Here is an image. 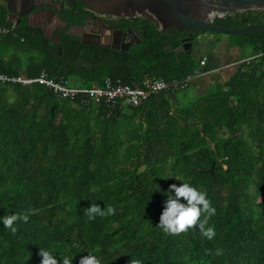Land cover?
<instances>
[{"label": "trees", "instance_id": "trees-1", "mask_svg": "<svg viewBox=\"0 0 264 264\" xmlns=\"http://www.w3.org/2000/svg\"><path fill=\"white\" fill-rule=\"evenodd\" d=\"M262 23L264 9L220 20ZM23 35L32 39L22 30L0 40V73L36 78L44 71L90 88L107 77L135 86L146 76L170 81L202 70L150 23L129 51L64 34L60 54L40 31L28 45ZM232 36L252 54L229 76H214L201 92L192 79L138 106L112 109L61 98L39 82L0 80V218L29 216L15 223V234L0 219V264H41L40 248L58 264L65 255L79 264L88 252L102 264H264V57L256 56L264 52V30ZM19 53L25 61L16 60ZM190 86L198 92L188 94ZM183 182L205 191L216 209L211 241L198 228L171 235L157 227L170 186ZM92 203L115 214L90 220L84 210Z\"/></svg>", "mask_w": 264, "mask_h": 264}, {"label": "flooded vegetation", "instance_id": "flooded-vegetation-1", "mask_svg": "<svg viewBox=\"0 0 264 264\" xmlns=\"http://www.w3.org/2000/svg\"><path fill=\"white\" fill-rule=\"evenodd\" d=\"M32 6L38 7L26 13ZM23 12L26 15L20 16ZM147 23L156 26L154 21L145 17L113 16L99 12L79 0H0V40L11 31L18 34V31L22 30L27 34L30 32L34 39L35 32L40 31L50 45L57 47L58 52L59 46L56 42L60 36L61 46L64 34L76 36L83 44L103 46L101 43H105L115 46L116 48L108 47L115 51H129L132 46L141 43V37L146 34ZM217 24H220V20ZM167 31L179 41L178 49L181 48V51L192 56L195 50L205 48L211 39L217 40L218 43L222 41L212 38V33L207 32L177 29ZM190 37H193V40L188 44L186 41L189 40L185 39ZM20 39L27 45L32 40L24 35ZM83 39L89 42H84ZM197 39H202L201 43H197ZM127 47L128 50H125Z\"/></svg>", "mask_w": 264, "mask_h": 264}, {"label": "water", "instance_id": "water-1", "mask_svg": "<svg viewBox=\"0 0 264 264\" xmlns=\"http://www.w3.org/2000/svg\"><path fill=\"white\" fill-rule=\"evenodd\" d=\"M75 2V0H68ZM80 2L117 17L141 16L155 22L160 30L177 29L225 35H246L264 30V23L249 24L244 27H228L208 22L207 15L217 11L241 12L250 9H264V0H79ZM38 6L30 7L26 13ZM54 13V10L51 9ZM26 13L19 14L20 16ZM188 44L193 40L190 37ZM84 42H89L84 40ZM202 39H197L201 43ZM217 40H215V43ZM61 54L60 36L56 42ZM103 46L114 47L101 43ZM186 45V44H185ZM128 50V47L125 48ZM178 49L177 51H181Z\"/></svg>", "mask_w": 264, "mask_h": 264}, {"label": "clouds", "instance_id": "clouds-1", "mask_svg": "<svg viewBox=\"0 0 264 264\" xmlns=\"http://www.w3.org/2000/svg\"><path fill=\"white\" fill-rule=\"evenodd\" d=\"M174 193V195H173ZM168 199L165 202L164 210L160 216L157 227L162 229L166 234L179 235L186 233L189 229L198 228L200 234L209 241L216 236L214 227L208 226L209 220L216 214V209L211 205V201L207 198V193L201 191L187 182H183L180 186L171 185L167 193ZM181 198L186 201L181 203ZM84 214L91 220L98 215L104 217L107 215H114L115 209L112 206H105L103 208L96 203H92L90 207L84 210ZM203 215V218H201ZM2 223L5 228L10 229L13 234L17 232L14 227L17 221L27 223L29 216L25 213H15L5 215ZM71 247H79L78 243H73ZM217 255L222 254L220 249L216 251ZM39 255L41 257V264H58L54 254L45 248H40ZM31 254L27 256L30 259ZM74 256H63L62 264H72ZM79 264H102L101 258L92 252L88 255L82 256ZM129 264H144L142 260L131 259Z\"/></svg>", "mask_w": 264, "mask_h": 264}, {"label": "built area", "instance_id": "built-area-1", "mask_svg": "<svg viewBox=\"0 0 264 264\" xmlns=\"http://www.w3.org/2000/svg\"><path fill=\"white\" fill-rule=\"evenodd\" d=\"M233 12L230 11H217L207 15V21L215 23L218 20L226 19ZM256 56H263L264 52ZM250 59V58H249ZM248 60V59H247ZM206 64V59L200 61L201 67ZM204 70L198 69L192 76L184 79H174L165 81L158 78L145 77L144 80L132 86L124 83L121 79H112L107 77L102 86L94 85L90 88H79L67 85L64 82L57 81L48 76L46 72H42L36 78H28L22 75L10 76L8 74L0 73V80L13 83H21L23 85L39 82L47 85L61 98L79 99L82 102H91L100 104L105 102L108 107L114 109L118 104L138 106L147 100L151 95L167 89H185L189 82L199 76L204 75Z\"/></svg>", "mask_w": 264, "mask_h": 264}, {"label": "crops", "instance_id": "crops-1", "mask_svg": "<svg viewBox=\"0 0 264 264\" xmlns=\"http://www.w3.org/2000/svg\"><path fill=\"white\" fill-rule=\"evenodd\" d=\"M244 48L245 47L238 45L234 40L227 39L220 43H215V40L211 39V41L207 42L205 45V53L199 58V61L204 58L206 59V64L201 68H205L204 70L207 71V73L200 78H194V80L197 79L195 84L201 87L206 85L205 87H207L214 76L224 78L229 76L233 72L234 67L251 57L252 53L242 56ZM247 49L251 50L250 48Z\"/></svg>", "mask_w": 264, "mask_h": 264}, {"label": "rangeland", "instance_id": "rangeland-1", "mask_svg": "<svg viewBox=\"0 0 264 264\" xmlns=\"http://www.w3.org/2000/svg\"><path fill=\"white\" fill-rule=\"evenodd\" d=\"M211 37L212 38H217V39H221L222 41H224V40H234V41H236L237 39L234 37V36H232V35H225V34H216V33H212L211 34ZM204 49V48H203ZM201 49V50H195L194 51V58L195 59H197V60H199V58L202 56V54H204L205 53V51H206V49ZM8 52H10V50H8ZM252 52V50H249V49H247L246 47L244 48V50H243V52H242V56H246V55H248V54H250ZM16 56V55H15ZM26 58H27V56L26 55H24V54H18L17 56H16V60H18V59H20V60H23V61H25L26 60ZM203 70V69H202ZM205 71V70H204ZM206 73H207V71H205ZM209 73V72H208ZM75 84H78V82H76L75 80H72L71 81V85H75ZM202 89H205V87L204 88H201L200 89V92L201 91H203ZM198 91H197V89H194L192 86H190L188 89H187V93L188 94H191V95H193V94H195V93H197ZM257 198H258V200L260 201L261 199H262V196L261 195H257Z\"/></svg>", "mask_w": 264, "mask_h": 264}]
</instances>
